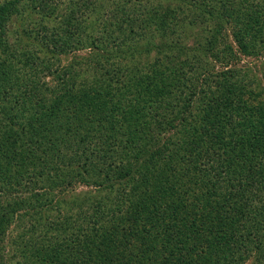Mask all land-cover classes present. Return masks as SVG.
Here are the masks:
<instances>
[{"label": "trees", "instance_id": "obj_1", "mask_svg": "<svg viewBox=\"0 0 264 264\" xmlns=\"http://www.w3.org/2000/svg\"><path fill=\"white\" fill-rule=\"evenodd\" d=\"M53 1L31 0L59 18L50 33L39 27L42 55L2 36L21 9L19 0L0 4V264H236L246 235L264 243V84L218 70L238 55L214 41L232 26L244 54L264 57V0H178L190 24L208 35L206 23L215 37L192 50L175 41L171 64L145 73L117 59L56 72L51 54L73 49L79 14L74 0ZM146 7L136 12L153 13L148 22L162 29L177 14L163 2ZM144 19H130L129 33ZM184 54L215 84L199 91L185 81ZM78 184L97 194L69 197ZM37 213L42 230L27 222Z\"/></svg>", "mask_w": 264, "mask_h": 264}, {"label": "rangeland", "instance_id": "obj_2", "mask_svg": "<svg viewBox=\"0 0 264 264\" xmlns=\"http://www.w3.org/2000/svg\"><path fill=\"white\" fill-rule=\"evenodd\" d=\"M4 1L7 0H0V4ZM19 1L21 11L14 14L13 18L6 23L3 34L0 29V34L3 36L5 33V38L14 46L19 45V41L26 40V42L30 43V49H34L42 55L43 52L38 50V48H41L40 46H42V43L44 42V40H41V38L44 37V31H40L39 27L43 24H47L46 27L49 28L47 31L50 33L51 29H53V23H59V18H55L54 15L51 19L46 18L51 13H55L51 12L53 9H50V12L48 11V15L44 14L42 10L34 8L31 0ZM70 1L71 0H54L53 2L54 4L59 2L66 7ZM158 2H163V5L170 6L171 8L169 9L173 11L169 10L168 7L166 8L170 14L175 12V9L177 12L174 18L170 17L167 20L164 29H162L163 27L160 23V19L158 20L157 18H154L153 21L148 22L147 19L149 17L153 19V13L146 14L148 16L147 18L146 15L136 12L138 7H140L141 10L144 9V6L146 5V8H151ZM178 6V0H74V6L72 5L71 8H69L71 10H76L77 14H79H75L77 16L76 22L77 19H79V21L77 22L78 27H76L73 32V35H75V38H72L74 47L67 53L62 54L56 53L55 51L51 54L54 55V57H59L54 59L55 66L61 64L56 72L67 65L75 63L79 64V66L86 71H89L91 65L97 64L96 61H98V59H101V61L105 63L109 61L114 62V60L117 59V61H115L116 65H120L122 68L129 67L133 69V71H138V73H145L148 68L147 71H149L152 66H156V63H163L164 65L169 66L172 58L180 52L173 46L175 41H183L184 46L191 47L192 50L195 49L194 46L198 41H202L204 38L203 36H206L203 39V42H205V40H210L212 38L211 35L213 36V33L209 32V29L205 27L207 26L206 23L204 24V28L206 32H208V35L205 32L202 33L198 28V25L190 24V18L185 16V12L181 11ZM117 9L118 11H116ZM134 9L135 11H133ZM137 10L139 11V8ZM111 11L118 12V15L114 17L113 25L109 21V19L113 17ZM107 13L109 14L107 15ZM85 14H87V18ZM104 14L106 16H104ZM137 14H140V16ZM44 15L47 16L44 17ZM122 17H124V19H121ZM143 17H145L143 25H146V27H138L136 32L129 33L130 26H133V21L130 19L135 18L137 25L141 26V19ZM119 20L120 22L124 21L123 25L126 28H124L123 25L122 28L120 27L119 23H117ZM184 21L188 26L184 25ZM89 24V28L84 27ZM222 29V32L217 34V37L214 39L217 45L220 46L219 50L232 46L231 48L238 56L232 60L231 64L224 68L220 63H217V69L223 71L229 68H238L241 69V72L239 73V78H241V80L243 78L242 75H245V72L247 71L250 75H259L261 77L260 80L264 84V57L261 58L256 55L244 54L240 49L239 41H237L235 37L232 26ZM182 33H184L185 36H183ZM79 35L80 40L76 38ZM35 36H38V40L34 39ZM177 36H180V38ZM43 48H45V51H48L46 50V47L43 46ZM110 53L112 54L111 56H109ZM12 56V59L15 60L14 54ZM191 57L194 58V56L189 57L186 54L178 57L180 63L185 66L184 70H188V74L185 76V81L191 84L195 83V86H198L197 90L199 91L200 87L204 85L207 86L209 83L215 84L213 81V79H215L213 78L214 74L210 75L202 70H198L191 64L188 67ZM186 58L188 59L184 62ZM200 69H203L202 66ZM245 77L248 78L249 76ZM45 79L48 84H55L57 77L56 74L52 73ZM218 79H220V77H218ZM169 133L172 134L173 132H167V136ZM69 192L68 196L70 197L71 195L77 194L93 195L96 191L93 186L78 184L74 189H70ZM44 219L45 216H41L40 213H37L28 218L27 222H37L38 225H42L39 228L42 230L45 222ZM247 225L251 226L249 222H247ZM263 229L264 226L260 231ZM246 231H249L248 228H246ZM16 233V229L11 230L9 233L8 245L11 249H13L11 240ZM245 238L247 245L238 249V262L236 264H264V243H261L260 235L258 233L256 235L250 234L246 235ZM10 264H16V261L14 260V262Z\"/></svg>", "mask_w": 264, "mask_h": 264}]
</instances>
